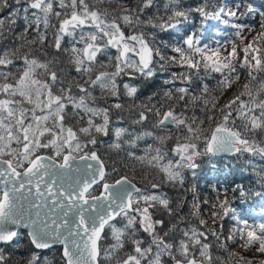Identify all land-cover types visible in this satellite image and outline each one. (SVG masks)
I'll use <instances>...</instances> for the list:
<instances>
[{
	"label": "snow or ice",
	"instance_id": "6c2138e0",
	"mask_svg": "<svg viewBox=\"0 0 264 264\" xmlns=\"http://www.w3.org/2000/svg\"><path fill=\"white\" fill-rule=\"evenodd\" d=\"M233 161L254 179L221 180ZM249 251L264 0H0V264H264Z\"/></svg>",
	"mask_w": 264,
	"mask_h": 264
},
{
	"label": "trees",
	"instance_id": "16d2710c",
	"mask_svg": "<svg viewBox=\"0 0 264 264\" xmlns=\"http://www.w3.org/2000/svg\"><path fill=\"white\" fill-rule=\"evenodd\" d=\"M198 2L199 0H185L186 4H192L193 6H195V4ZM243 2L253 3L256 5L259 4V0H243ZM259 20H260L259 16H256L254 19H247L243 22L255 24L258 28ZM210 23H215V22H210ZM220 27L222 28L223 26L221 25ZM164 78H165V74L161 73L157 76V78L154 81L149 82L150 86H146L144 88V95L146 96L150 94L152 91L156 90L158 87H160L161 81ZM212 83H214V81ZM228 95H231V93H229ZM225 99H227V97H225ZM221 168L224 169V172L221 175V180H223L224 176H229L230 179H235L236 182H243V183H249L252 179H254L253 177H248L247 174H241L239 172V165L235 161H233L232 164H229L227 166H225V162H219L217 164V170ZM230 171H234L236 173L235 176H230L229 175ZM205 173L207 174L208 179H211L214 175L217 174L216 171L210 170V166L206 162L202 163L201 169H200L201 176L205 175ZM164 190L168 192L169 196L172 198L174 202L178 200L182 195H187L189 201L191 200L190 193L185 194V193L177 192L167 187ZM197 191L203 197H210L213 195V193L211 192V186L207 183V180L205 179H200L197 181ZM183 211L187 213L188 211L187 207H185ZM25 247H26V241L21 245V250H24ZM47 255L50 260L54 261L57 257V252L55 250L50 251L47 253ZM244 255H246L248 258L253 259L254 261H257V262L261 259H264V256L254 251L245 252Z\"/></svg>",
	"mask_w": 264,
	"mask_h": 264
}]
</instances>
